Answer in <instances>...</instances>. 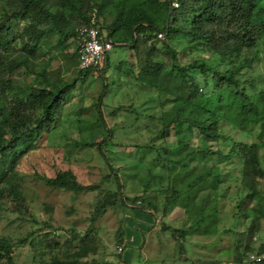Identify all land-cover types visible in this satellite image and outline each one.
I'll list each match as a JSON object with an SVG mask.
<instances>
[{"label":"trees","instance_id":"16d2710c","mask_svg":"<svg viewBox=\"0 0 264 264\" xmlns=\"http://www.w3.org/2000/svg\"><path fill=\"white\" fill-rule=\"evenodd\" d=\"M173 1L0 0V209L9 201H15L17 208L23 206L25 195L14 181L15 170L24 153L56 122L78 82L93 74L107 78L108 68L104 64L100 71L79 67L78 46L74 54L66 52L71 39L77 44V28L90 24L96 16L114 47H123L128 52L127 60L116 67L124 82L132 79L150 87L171 103L159 118V138L166 139V145L147 146L148 150L156 152L151 168L160 162L164 165L186 164L201 153L226 165H218L215 172H208L207 175L214 176L217 181L214 189L219 190L230 180L240 181L237 216L258 215L245 230L226 231L234 233L233 261L245 264L251 254L264 253V244L258 250L253 247L261 230V216H264V193L260 189V181L264 179V161L261 159L264 108L256 101V95L260 91L263 94V89L259 91L256 83L264 77L260 73L264 52V0H178L177 7L172 5ZM159 34L163 36L159 37ZM52 36H56L54 46L60 48L62 56H74L78 71L71 80L65 78L66 65L53 68L49 61L42 62L48 52L45 48L52 46L49 40ZM181 43H186L183 50H193L198 56L182 63L178 48ZM108 85L109 82L105 88ZM100 101L101 98L97 104L99 115ZM131 106L135 110L134 105ZM230 131H241L247 138L259 140L238 139ZM170 136L176 137L172 145L167 141ZM194 136L205 145L203 148L193 145ZM105 139L83 143L96 147ZM209 142H216V147ZM226 146L230 149L226 150ZM111 168L118 188L104 195L98 184H83L71 169L59 170L55 176L44 179L53 188L74 193L98 191L91 217L93 223L109 207L125 205L150 210L156 216L157 203L143 194L133 198L123 194L120 167L112 165ZM236 169L237 176L233 172ZM151 177L154 179L158 175L151 173ZM195 183H191L186 192L172 188L169 202L163 206L164 213L171 203L184 205L186 197L195 189ZM204 205L187 228L162 224V229L170 231L178 241L181 255L186 253L188 236L219 232L217 202ZM47 226L52 227L51 224ZM69 232L68 248L80 238L81 246L75 254L80 258L87 257L94 249L95 237L90 232L82 237L76 228ZM45 237L46 245L52 249L58 247L56 233L47 232ZM122 240L123 237L118 244H123ZM15 244L9 238L0 237L1 264H17L13 256ZM52 259L53 264H76L56 256ZM251 261L264 264V260ZM199 262L221 264L213 260ZM193 264L199 263L193 261Z\"/></svg>","mask_w":264,"mask_h":264},{"label":"rangeland","instance_id":"374dc122","mask_svg":"<svg viewBox=\"0 0 264 264\" xmlns=\"http://www.w3.org/2000/svg\"><path fill=\"white\" fill-rule=\"evenodd\" d=\"M104 34L107 35L105 28ZM49 40L52 46L45 48L48 52L42 62L49 61L53 68L60 64L66 65L65 78L71 80L78 71L74 56L70 58L61 55L60 48L54 46L56 36ZM185 46L186 43L178 45L182 63L198 56L193 50H183ZM76 51V41L71 39L66 52L71 55ZM127 55L128 52L120 46H115L108 52L103 62L108 68L107 78L93 74L79 81L56 122L22 156L15 170L14 181L25 195L23 206L17 208L15 201H9L8 205L0 209V237L9 238L16 243L13 256L17 264H53V256L60 260L75 261L76 264L111 262L112 256L117 254L115 247L121 242L123 227L130 217L132 207H109L93 223L91 217L96 207L98 191L74 193L56 189L47 185L44 178L55 176L59 170L71 169L83 184H98V189L104 195L118 188L112 165L115 168L120 167L123 194L131 198L143 194L157 203L159 210L156 216L160 234L156 232L155 235L156 239L165 235L171 239L169 244L162 246L166 255L174 257L171 263L193 264L196 261L203 264L199 261L213 260L221 264H237L233 261L234 233L226 230H245L258 214L251 213L249 218L237 216V190L240 181L230 180L222 184L219 190L214 189L217 181L214 176L207 174L209 171L215 172L218 165L221 167L225 164L221 161L219 163L215 157L212 159L211 156L199 153L186 164L164 165V162H160L151 168L156 152L148 150L147 146L166 145V139L159 138V118L171 107V103L150 87L132 79L124 82L116 67L121 61L127 60ZM260 73L264 75V52ZM107 82L109 85L105 88ZM256 85L259 91L263 89V94L258 91L256 101L264 108V77H260ZM100 98L101 115L97 112ZM132 104L135 110L132 109ZM148 104L152 107H148ZM230 132L235 138L245 141L259 140L256 137L247 138L241 131ZM254 133L257 134L258 131L255 130ZM104 137L105 141L96 147H88L83 143L86 140L101 142ZM175 139L176 137L170 136L167 141L172 145ZM193 139L194 146H205L197 137L194 136ZM208 144L216 147V142ZM225 149L229 150L230 146ZM261 159L264 161V147L261 149ZM149 170L158 177L152 179ZM233 172L237 176V169ZM191 183L196 185L193 192L186 197V203H171L164 213L163 206L169 202L172 188L186 192ZM260 184L264 193V179ZM216 202L220 215L219 232L207 236L201 233L188 236L185 243L186 253L181 255L178 241L170 231L162 229V224L187 228L205 207L204 204L212 205ZM261 217V230L253 242L255 250L264 244V216ZM48 224L52 227H48ZM71 228H76L82 237L86 232L95 237L94 249L87 257L80 258L75 254L81 246L80 238L74 240L72 248L66 245ZM50 231L58 236L59 245L55 249L46 245L45 235ZM21 239L26 241L20 242ZM154 247L159 248L158 244ZM246 261L245 264H255L250 259ZM152 263L160 264L156 261Z\"/></svg>","mask_w":264,"mask_h":264},{"label":"crops","instance_id":"0c3cea01","mask_svg":"<svg viewBox=\"0 0 264 264\" xmlns=\"http://www.w3.org/2000/svg\"><path fill=\"white\" fill-rule=\"evenodd\" d=\"M129 216L123 227L122 243L125 250L121 254L116 250L117 254L112 256L108 264H153L155 261L160 264H173L170 261L174 257L166 255L162 247L169 244L171 239L166 235L156 239L155 233L160 234L157 216L150 210L136 208L131 209ZM155 244L159 248L154 247Z\"/></svg>","mask_w":264,"mask_h":264},{"label":"built area","instance_id":"2783aa9c","mask_svg":"<svg viewBox=\"0 0 264 264\" xmlns=\"http://www.w3.org/2000/svg\"><path fill=\"white\" fill-rule=\"evenodd\" d=\"M172 5L177 7L179 5L178 0H174ZM77 32L79 67L81 69L95 68L96 71H100L106 54L114 49V42L104 34L96 16H93L90 24L78 27ZM162 36L163 34H159V37ZM116 250L120 254L123 253L125 245L117 244ZM249 259L255 262H261L264 260V253L251 254Z\"/></svg>","mask_w":264,"mask_h":264}]
</instances>
